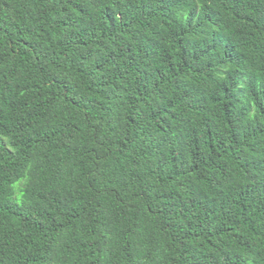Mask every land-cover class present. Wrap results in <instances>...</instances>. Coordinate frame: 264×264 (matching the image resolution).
<instances>
[{
  "label": "trees",
  "instance_id": "trees-1",
  "mask_svg": "<svg viewBox=\"0 0 264 264\" xmlns=\"http://www.w3.org/2000/svg\"><path fill=\"white\" fill-rule=\"evenodd\" d=\"M0 264H264V0H0Z\"/></svg>",
  "mask_w": 264,
  "mask_h": 264
}]
</instances>
